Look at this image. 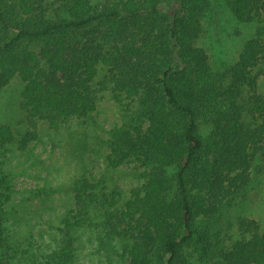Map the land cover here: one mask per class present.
<instances>
[{
	"label": "trees",
	"instance_id": "trees-1",
	"mask_svg": "<svg viewBox=\"0 0 264 264\" xmlns=\"http://www.w3.org/2000/svg\"><path fill=\"white\" fill-rule=\"evenodd\" d=\"M170 1L0 0V88L19 77L21 107L55 128L89 116L97 86L111 85L121 123L108 131V164L134 159L145 167L122 223L106 224L123 246L121 264H264L257 221L228 245L212 241L216 215L235 203L264 155V95L252 78L264 59V31L224 71H214L196 45L202 19L217 5L246 22L261 17L264 0ZM37 138L35 130L18 136L0 124V144L24 150ZM6 182L0 171V236ZM98 188L75 183L68 230L98 201Z\"/></svg>",
	"mask_w": 264,
	"mask_h": 264
},
{
	"label": "rangeland",
	"instance_id": "rangeland-1",
	"mask_svg": "<svg viewBox=\"0 0 264 264\" xmlns=\"http://www.w3.org/2000/svg\"><path fill=\"white\" fill-rule=\"evenodd\" d=\"M104 1L92 0L97 5ZM175 5L176 0L169 2L170 7ZM259 27L264 31V11L260 18L242 22L226 5H217L202 19L196 45L206 51L214 71H224L238 61ZM252 78L255 90L264 95V59L253 69ZM97 87L94 112L68 118L55 128L21 107L19 77L0 88V124L9 125L18 136L30 130L38 134L24 150L18 143L0 144V171L7 179L0 236L3 264H121L126 259L121 242L109 237L106 224L122 223L120 211L131 190L143 183L145 167L134 159L116 167L108 164V131L121 123V115L111 85ZM253 93L250 88L249 96ZM248 175L235 203L215 217L214 244H230L247 233L251 221L264 226V155L255 160ZM79 180L99 183V198L83 221L68 230L65 218L77 207Z\"/></svg>",
	"mask_w": 264,
	"mask_h": 264
}]
</instances>
